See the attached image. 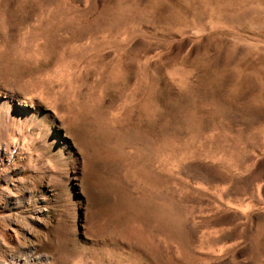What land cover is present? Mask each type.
Listing matches in <instances>:
<instances>
[{
  "label": "rangeland",
  "instance_id": "1",
  "mask_svg": "<svg viewBox=\"0 0 264 264\" xmlns=\"http://www.w3.org/2000/svg\"><path fill=\"white\" fill-rule=\"evenodd\" d=\"M0 264H264V0H0Z\"/></svg>",
  "mask_w": 264,
  "mask_h": 264
}]
</instances>
